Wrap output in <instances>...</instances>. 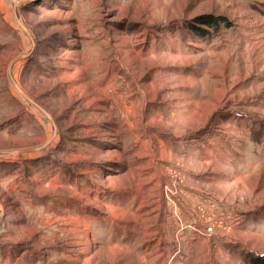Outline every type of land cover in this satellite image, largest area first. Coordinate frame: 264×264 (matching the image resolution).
<instances>
[{
    "label": "rangeland",
    "instance_id": "1",
    "mask_svg": "<svg viewBox=\"0 0 264 264\" xmlns=\"http://www.w3.org/2000/svg\"><path fill=\"white\" fill-rule=\"evenodd\" d=\"M0 264H264V0H0Z\"/></svg>",
    "mask_w": 264,
    "mask_h": 264
},
{
    "label": "water",
    "instance_id": "2",
    "mask_svg": "<svg viewBox=\"0 0 264 264\" xmlns=\"http://www.w3.org/2000/svg\"><path fill=\"white\" fill-rule=\"evenodd\" d=\"M18 23H19V26L21 27V29L23 30V32L28 36V37H30L31 38V36H30V33H29V31L27 30V28L20 22V21H18ZM25 56H20V57H18V58H16V59H14L12 62H11V64H10V66H12L14 63H16V62H18V61H20V60H22L23 58H24ZM14 87H15V89L17 90V92L25 99V100H27L28 102H30L31 104H33V105H35L34 103H32V101L29 99V97L23 92V91H21L15 84H14ZM43 113L45 114V112L43 111ZM48 119L51 121V119L48 117ZM53 123V122H52ZM41 148H38V149H31V150H29V151H38V150H40Z\"/></svg>",
    "mask_w": 264,
    "mask_h": 264
},
{
    "label": "built area",
    "instance_id": "3",
    "mask_svg": "<svg viewBox=\"0 0 264 264\" xmlns=\"http://www.w3.org/2000/svg\"><path fill=\"white\" fill-rule=\"evenodd\" d=\"M210 233H211V229L210 228H207L206 234H210Z\"/></svg>",
    "mask_w": 264,
    "mask_h": 264
}]
</instances>
